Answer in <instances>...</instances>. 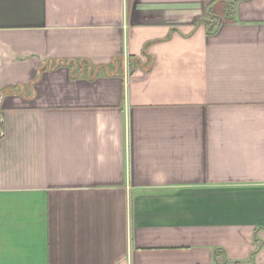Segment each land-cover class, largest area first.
Returning <instances> with one entry per match:
<instances>
[{
    "label": "crops",
    "instance_id": "obj_1",
    "mask_svg": "<svg viewBox=\"0 0 264 264\" xmlns=\"http://www.w3.org/2000/svg\"><path fill=\"white\" fill-rule=\"evenodd\" d=\"M233 1L0 0V264H264V0Z\"/></svg>",
    "mask_w": 264,
    "mask_h": 264
},
{
    "label": "trees",
    "instance_id": "obj_2",
    "mask_svg": "<svg viewBox=\"0 0 264 264\" xmlns=\"http://www.w3.org/2000/svg\"><path fill=\"white\" fill-rule=\"evenodd\" d=\"M235 5H236V0H234L233 2H230L228 4V16H232L233 15V11L235 9ZM222 18L219 16H216L211 9H209L206 13V18L204 19L205 25H206V29H207V33L208 34H214L217 32V30L219 29L220 25L222 24Z\"/></svg>",
    "mask_w": 264,
    "mask_h": 264
}]
</instances>
